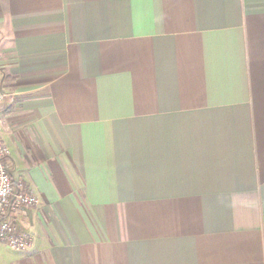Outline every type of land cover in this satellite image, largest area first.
<instances>
[{
	"label": "crops",
	"instance_id": "obj_1",
	"mask_svg": "<svg viewBox=\"0 0 264 264\" xmlns=\"http://www.w3.org/2000/svg\"><path fill=\"white\" fill-rule=\"evenodd\" d=\"M0 77V264H264V0H0Z\"/></svg>",
	"mask_w": 264,
	"mask_h": 264
},
{
	"label": "built area",
	"instance_id": "obj_2",
	"mask_svg": "<svg viewBox=\"0 0 264 264\" xmlns=\"http://www.w3.org/2000/svg\"><path fill=\"white\" fill-rule=\"evenodd\" d=\"M8 98L1 90L0 77V103ZM12 171L10 152L0 135V243L25 251L31 245V237L20 227L19 220L38 205V199L26 190L23 182L15 183ZM15 184L17 189L14 191Z\"/></svg>",
	"mask_w": 264,
	"mask_h": 264
}]
</instances>
